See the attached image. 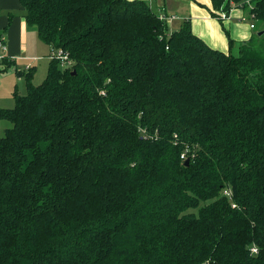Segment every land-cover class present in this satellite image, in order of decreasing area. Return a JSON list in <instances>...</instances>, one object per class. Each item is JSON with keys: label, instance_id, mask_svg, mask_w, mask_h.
Here are the masks:
<instances>
[{"label": "trees", "instance_id": "1", "mask_svg": "<svg viewBox=\"0 0 264 264\" xmlns=\"http://www.w3.org/2000/svg\"><path fill=\"white\" fill-rule=\"evenodd\" d=\"M19 1L50 63L0 106V264H264V0H211L256 20L228 50L146 0Z\"/></svg>", "mask_w": 264, "mask_h": 264}, {"label": "crops", "instance_id": "2", "mask_svg": "<svg viewBox=\"0 0 264 264\" xmlns=\"http://www.w3.org/2000/svg\"><path fill=\"white\" fill-rule=\"evenodd\" d=\"M146 1L152 8L155 7L157 12H162V9L165 8L168 14H176L180 17V19H176L183 21L185 18H190L194 32L199 34L210 45L221 50H228L229 47V35L226 34L225 30L229 31L230 36L233 34L235 37L232 35L231 38L238 43L251 37L254 28H251L250 25L252 23L256 24L255 22L247 23L246 25L241 24L243 21L247 22L248 20L249 14L246 9H234L228 19L221 18L219 14L214 16V12L216 13L217 11L213 9L211 0ZM0 11V34L5 36L7 55L15 60L14 65L2 75L9 72L17 73L15 68H20L17 61L29 63L34 57L31 54L28 40L31 37V33L36 32V30L27 24L24 17V7L19 0H0ZM9 11L14 13L12 18L9 17ZM244 17L245 19L243 20ZM234 19L238 24L233 23ZM237 35L240 39H237ZM46 46L50 52L49 46L47 44ZM47 56L49 57V53ZM30 65L29 67H24V69L27 70L34 67L32 63ZM17 75L19 74L17 73Z\"/></svg>", "mask_w": 264, "mask_h": 264}, {"label": "rangeland", "instance_id": "3", "mask_svg": "<svg viewBox=\"0 0 264 264\" xmlns=\"http://www.w3.org/2000/svg\"><path fill=\"white\" fill-rule=\"evenodd\" d=\"M237 8L241 9L239 7ZM154 9L156 10L155 7ZM233 11H230L229 13H227V11H222V13L226 15H232ZM247 18H248L247 22L243 21V23L241 24L246 25L247 23L256 22V20L250 15H248ZM180 21L181 20L179 19H173V20L170 19L169 20L170 31L179 29L181 24ZM233 23L238 24V22L235 19L233 20ZM237 39H240L238 38V35H237ZM28 42H29V48L31 50V54L34 57L30 60L29 63L21 62V61H17V62L20 66V70H23L24 67L31 66L30 64L32 63V65L35 67L33 81L35 83H40L45 78L50 63V58L47 56L49 53L48 51L49 49L46 46V44L40 39L38 33L35 31L31 33V37L29 38ZM235 49H237V47ZM3 73L4 72H1L0 75H2ZM15 87L18 88L20 94L25 93L26 84L24 82L23 76L17 75V73L15 72H9L0 76V106H4V107L14 106L15 101H14L13 93L15 91ZM11 125L12 124L7 120L0 121V135H3L5 128L10 127Z\"/></svg>", "mask_w": 264, "mask_h": 264}, {"label": "built area", "instance_id": "4", "mask_svg": "<svg viewBox=\"0 0 264 264\" xmlns=\"http://www.w3.org/2000/svg\"><path fill=\"white\" fill-rule=\"evenodd\" d=\"M231 11H233V9ZM230 16L231 15H226L222 12L220 13V17L224 19H228L230 18ZM250 26L251 28H254L255 24L252 23ZM6 45L7 44L4 34H0V73L3 72V70H6L8 66L5 62L6 59H9V56L7 55ZM51 58L61 60V65L63 66H69L71 64V60L68 58V55L62 50H56L51 52ZM226 193L229 194L228 191H226Z\"/></svg>", "mask_w": 264, "mask_h": 264}, {"label": "water", "instance_id": "5", "mask_svg": "<svg viewBox=\"0 0 264 264\" xmlns=\"http://www.w3.org/2000/svg\"><path fill=\"white\" fill-rule=\"evenodd\" d=\"M187 162H188V161H187ZM187 162H186V163H187Z\"/></svg>", "mask_w": 264, "mask_h": 264}]
</instances>
